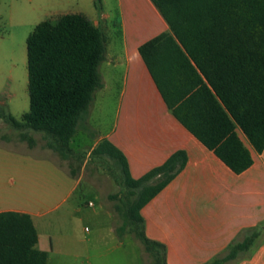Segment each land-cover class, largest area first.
<instances>
[{"label":"trees","instance_id":"16d2710c","mask_svg":"<svg viewBox=\"0 0 264 264\" xmlns=\"http://www.w3.org/2000/svg\"><path fill=\"white\" fill-rule=\"evenodd\" d=\"M170 31L147 40L138 52L174 118L234 173L252 164L236 128L258 152L264 149V0H151ZM103 30L82 13H65L35 25L26 38L28 111L20 119L0 105V120L13 128L42 132L47 146L66 159L69 142L87 117L105 59ZM30 146L34 140L20 135ZM113 160L121 187L114 210L119 234H134L151 264H167L165 245L144 233L141 208L185 166L184 150L133 178L124 154L107 139L91 150ZM258 232L246 231L205 264H231L246 253ZM29 214L0 211V264H46L36 248Z\"/></svg>","mask_w":264,"mask_h":264},{"label":"crops","instance_id":"0c3cea01","mask_svg":"<svg viewBox=\"0 0 264 264\" xmlns=\"http://www.w3.org/2000/svg\"><path fill=\"white\" fill-rule=\"evenodd\" d=\"M116 9L115 17L104 9L97 17L86 15L105 35V59L99 66L103 87L96 96L115 90L117 102L113 122L98 132L92 148L103 139L110 141L124 154L133 178L177 150L186 152L184 168L140 210L144 233L165 245L167 264L210 262L246 231L258 232L246 252L249 256L231 264H264V149L258 153L237 127L252 164L236 174L184 128L164 103L138 52L147 40L170 31L168 24L151 0H116ZM72 177L70 191L80 178ZM7 210L29 214L35 229L34 216L43 214L24 207L0 208ZM36 232V248L46 252L49 264L52 238Z\"/></svg>","mask_w":264,"mask_h":264},{"label":"rangeland","instance_id":"374dc122","mask_svg":"<svg viewBox=\"0 0 264 264\" xmlns=\"http://www.w3.org/2000/svg\"><path fill=\"white\" fill-rule=\"evenodd\" d=\"M101 9L115 17L116 0H0V105L16 119L28 111L26 38L36 24L54 22L65 13L94 18ZM114 91L100 99L95 93L98 99L89 110V129L78 128L70 143L75 155L66 159L47 146L42 132L19 130L0 120V208L43 213L34 220L40 235L52 238L49 264L153 261L134 234L117 233L121 219L114 210L118 198L112 196L121 187L112 173L114 163L91 153L98 132L113 122ZM21 133L33 138L34 145L21 139ZM71 175L80 177L72 191Z\"/></svg>","mask_w":264,"mask_h":264}]
</instances>
